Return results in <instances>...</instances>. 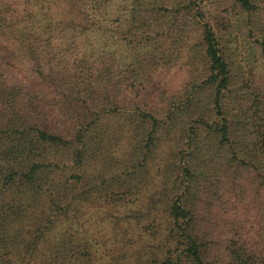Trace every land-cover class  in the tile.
Listing matches in <instances>:
<instances>
[{"label":"trees","instance_id":"trees-1","mask_svg":"<svg viewBox=\"0 0 264 264\" xmlns=\"http://www.w3.org/2000/svg\"><path fill=\"white\" fill-rule=\"evenodd\" d=\"M109 1L0 0V264H94L95 201L146 233L128 264H264V86L224 39L264 63V0Z\"/></svg>","mask_w":264,"mask_h":264},{"label":"rangeland","instance_id":"rangeland-1","mask_svg":"<svg viewBox=\"0 0 264 264\" xmlns=\"http://www.w3.org/2000/svg\"><path fill=\"white\" fill-rule=\"evenodd\" d=\"M119 2L121 0L109 1L107 5V16L109 18L116 19L122 15L121 10H119ZM92 37V35H88L85 39L84 46L86 49L90 48V46H96L97 42ZM224 39L227 46L232 49L235 60L245 66V68L255 69L260 86H264V63L255 43L237 32L227 35ZM117 56L120 57V55ZM187 56L188 53H185L174 66L164 70L163 73L175 77L187 72L189 63ZM151 78L147 79L148 81L140 78L134 79V86L130 88L129 92L131 94L129 93V96L138 98L145 95L149 96L153 89L159 87L158 81ZM169 146L170 143H166L167 149ZM137 205L139 204H132L131 207H136ZM83 209V223L80 230L83 234L90 237L94 244L97 258L94 264H118L117 260L123 263L136 260L137 252L146 246L147 238L145 236L146 233L139 225L135 222H127L124 213L127 212L128 207H110L107 204H103L102 201H95L85 204ZM126 250L127 253H124ZM121 255H124V257L117 259Z\"/></svg>","mask_w":264,"mask_h":264}]
</instances>
